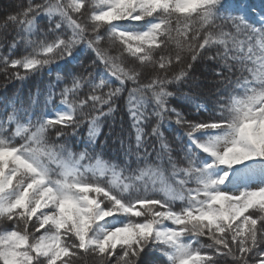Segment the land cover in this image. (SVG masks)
Here are the masks:
<instances>
[{
    "label": "snow or ice",
    "instance_id": "6c2138e0",
    "mask_svg": "<svg viewBox=\"0 0 264 264\" xmlns=\"http://www.w3.org/2000/svg\"><path fill=\"white\" fill-rule=\"evenodd\" d=\"M19 9L4 87L55 77L0 107V264H264V3Z\"/></svg>",
    "mask_w": 264,
    "mask_h": 264
},
{
    "label": "trees",
    "instance_id": "16d2710c",
    "mask_svg": "<svg viewBox=\"0 0 264 264\" xmlns=\"http://www.w3.org/2000/svg\"><path fill=\"white\" fill-rule=\"evenodd\" d=\"M38 2V0H37ZM27 0H0V24L3 23V19L7 14L15 13L19 11V6L21 4H26ZM248 3L250 5H254L257 9L260 8L261 4L264 3V0H248ZM15 26L10 27L9 32L14 35ZM3 34V29H0V35ZM12 36L9 35V41L11 40ZM81 59L84 60L85 63L88 62V55L84 54L81 56ZM53 69H55V65H53ZM23 71V70H21ZM47 70H45V74L41 76L40 74H37L34 78H30L28 81H26L24 84H21L18 81H12L8 84L7 88L4 87V79L3 76L0 75V107H2L3 102L5 100V97L11 96L14 92H16L18 89H22L24 94L26 95L29 89L35 91L36 87H43L47 84V82L50 79H54L55 77V71H53L52 77H49L46 74ZM203 73V75H201ZM196 75L200 76V79L204 81L206 87L204 88L205 94L208 93V89L211 88L213 83V78L211 76V66L208 63H202L199 66V69L196 73ZM214 92L215 90L212 89ZM211 99H214V97H211ZM179 103V102H177ZM120 115H123V113H120L117 115V124L119 125V117ZM203 118V117H201ZM125 128L128 127V121L127 117H125ZM105 131H107V128H105ZM107 158V157H105ZM163 258L159 256L158 253L153 252H147L145 255L142 256V264H162Z\"/></svg>",
    "mask_w": 264,
    "mask_h": 264
}]
</instances>
